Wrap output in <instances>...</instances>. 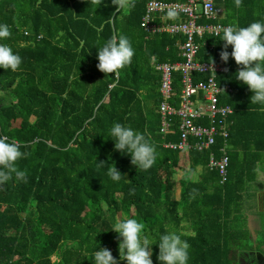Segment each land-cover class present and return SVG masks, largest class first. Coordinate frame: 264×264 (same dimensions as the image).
<instances>
[{
    "label": "trees",
    "instance_id": "1",
    "mask_svg": "<svg viewBox=\"0 0 264 264\" xmlns=\"http://www.w3.org/2000/svg\"><path fill=\"white\" fill-rule=\"evenodd\" d=\"M221 1L227 11L242 7L248 14L257 12L262 0H241L239 6L236 0ZM147 2L123 0L117 8L112 0H0V23L12 33L4 43L22 58L17 71L0 69V138L20 146L24 156L17 166L27 171V182L13 176L0 184V264H95L101 248L110 250L117 264H127L120 258L122 238L112 230L125 218L144 224L153 264H161L157 244L166 233L188 242V264H239L233 251L253 249L245 192L253 191L264 170L258 133L264 117L233 104L238 65L231 56L227 63L220 58L223 32L197 36L200 61L230 67L216 76L223 88L218 106L236 109L228 118V178L221 183L219 171L209 167L211 152L220 157L225 146L216 135L211 149L188 152V172L177 182L182 152L164 144L179 141L180 134L177 125L174 134L162 131L156 66L182 61L179 44L185 37L145 31ZM222 16H201L197 22L225 24ZM121 35L134 49L131 63L115 74L101 72L97 50ZM208 78L194 75L195 83ZM181 82L175 71L176 100ZM117 122L144 133L154 146L150 169L137 168L129 155L115 150L108 137ZM114 165L124 177L118 182L107 174ZM256 238V251L264 256V229Z\"/></svg>",
    "mask_w": 264,
    "mask_h": 264
},
{
    "label": "clouds",
    "instance_id": "2",
    "mask_svg": "<svg viewBox=\"0 0 264 264\" xmlns=\"http://www.w3.org/2000/svg\"><path fill=\"white\" fill-rule=\"evenodd\" d=\"M118 7L123 6V0H112ZM241 0H236L239 6ZM175 18V11L168 13ZM264 20H257L246 27L230 25L223 29L220 40L224 41L225 50L220 58L227 63L231 56L238 66H242L235 74V79L247 85L253 93L252 104L264 105ZM12 33L7 24L0 23V69L13 72L19 69L22 63L21 56L14 52L12 47L4 43ZM232 47L231 53L226 49ZM134 49L128 37L112 36L97 50L99 63L97 68L103 73H116L131 63ZM114 141L115 150L127 154L131 163L137 168L148 170L156 160L154 146L144 133L134 130L130 126L114 123L109 130V137ZM24 156L20 146L9 142L6 137L0 138V184L11 180L27 182V171L20 170L17 161ZM107 166V165H106ZM107 174L113 181H120L121 172L114 166L107 167ZM144 224L134 218H125L116 223L112 230L122 238L119 242L120 258L127 264H153L151 259L152 243L144 236ZM159 253L157 260L161 264H188L190 245L175 233H166L159 237L157 244ZM95 264H117L110 250L101 248L95 252Z\"/></svg>",
    "mask_w": 264,
    "mask_h": 264
},
{
    "label": "built area",
    "instance_id": "3",
    "mask_svg": "<svg viewBox=\"0 0 264 264\" xmlns=\"http://www.w3.org/2000/svg\"><path fill=\"white\" fill-rule=\"evenodd\" d=\"M170 11H175V18L168 16ZM222 14V6L216 5L215 0H148L141 26L148 33L167 32L185 37L183 43L179 44L184 59L156 66L161 75L162 102L159 112L162 116V131L164 134H174L171 129L173 125H177L180 134L179 141L165 142V147L187 153L191 149L203 151L211 149L215 145L216 135H221L225 140V146L220 150V157L211 152L209 167L218 170L221 183H225L230 162L227 139L232 126L228 118L234 110L230 106H218V94L223 88L216 83V76L219 73H227L230 67L223 62L200 61L198 59L200 43L196 40L197 36L202 37L206 33L214 35L222 33L228 25L220 21L207 24L197 22L201 16L215 20ZM175 71L181 72L182 77L179 100L175 99L173 88ZM196 73L208 74L209 78L205 82L195 83ZM224 90L231 91V87L226 85ZM172 101L178 103L174 105ZM204 117H208L210 122H204Z\"/></svg>",
    "mask_w": 264,
    "mask_h": 264
},
{
    "label": "crops",
    "instance_id": "4",
    "mask_svg": "<svg viewBox=\"0 0 264 264\" xmlns=\"http://www.w3.org/2000/svg\"><path fill=\"white\" fill-rule=\"evenodd\" d=\"M220 4L223 8V16L221 18V21H223L225 24H227L229 21L228 24L230 25L237 27H246L250 23L255 22L257 20H264V0L257 4V8L259 9L257 12L254 11L248 14L242 12V7H238L237 9L232 7L229 9V11H227L226 6L221 0ZM222 47L224 48V45ZM226 50L228 52H231L232 47L228 46ZM241 67L242 66H238L235 72L233 73L232 83L237 89L235 91L233 104L235 105V108L237 107L254 116L264 117V105L252 104L251 96L253 95V93L248 89L247 85H244L242 84V82L235 79V74L237 71L240 70ZM235 108L234 110L236 111ZM254 124L255 123L252 122L251 127ZM258 133L262 136L259 139V142L260 145L264 148V126L259 130ZM252 190L253 191L250 193L245 192V197L248 201V206L250 207L249 211H247L249 221L248 226L251 233L255 234V231L264 229V170L258 171L256 181L252 186Z\"/></svg>",
    "mask_w": 264,
    "mask_h": 264
},
{
    "label": "rangeland",
    "instance_id": "5",
    "mask_svg": "<svg viewBox=\"0 0 264 264\" xmlns=\"http://www.w3.org/2000/svg\"><path fill=\"white\" fill-rule=\"evenodd\" d=\"M125 9L128 10V4L127 3H125ZM181 164H182V168L178 171V173L176 174V178H175L177 182L181 179V177L183 176V174L185 172L186 173L188 172V171H186L188 168V165H189V156H188L187 152L181 153ZM196 175L197 174L195 173L193 175V177H195ZM177 190L178 191L180 190V184L179 183L177 184ZM261 258L255 257L254 254H248V257H246V256L242 257V255L235 256V259L238 261L239 264H264V258L263 257H261ZM256 259H260L262 261L258 263Z\"/></svg>",
    "mask_w": 264,
    "mask_h": 264
},
{
    "label": "flooded vegetation",
    "instance_id": "6",
    "mask_svg": "<svg viewBox=\"0 0 264 264\" xmlns=\"http://www.w3.org/2000/svg\"><path fill=\"white\" fill-rule=\"evenodd\" d=\"M258 231V230H257ZM257 231H255V234H252L251 233V240L253 241V249L252 250H249V251H244V250H239V249H237V250H235V251H233V253L232 254H234L235 256H237V255H242V257H244V256H246V257H248V254H254L255 255V257H258V258H261V257H263L264 258V256H262L261 254H259L257 251H256V245H255V241H256V234H257ZM235 256H234V259H235ZM262 259V258H261ZM236 260V259H235ZM257 260V262L259 263V262H261L262 260H260V259H256ZM237 261V260H236ZM238 262V261H237ZM240 262V261H239Z\"/></svg>",
    "mask_w": 264,
    "mask_h": 264
}]
</instances>
